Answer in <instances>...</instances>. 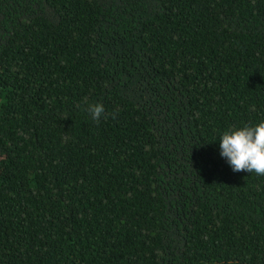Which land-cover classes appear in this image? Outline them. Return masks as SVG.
Returning a JSON list of instances; mask_svg holds the SVG:
<instances>
[{"label": "trees", "instance_id": "16d2710c", "mask_svg": "<svg viewBox=\"0 0 264 264\" xmlns=\"http://www.w3.org/2000/svg\"><path fill=\"white\" fill-rule=\"evenodd\" d=\"M262 122L264 0H0V264H264Z\"/></svg>", "mask_w": 264, "mask_h": 264}, {"label": "clouds", "instance_id": "9594fccd", "mask_svg": "<svg viewBox=\"0 0 264 264\" xmlns=\"http://www.w3.org/2000/svg\"><path fill=\"white\" fill-rule=\"evenodd\" d=\"M87 110L97 120L105 111L101 103L89 105ZM219 142L220 156L226 158L233 172L254 170L264 174V122L225 131Z\"/></svg>", "mask_w": 264, "mask_h": 264}]
</instances>
